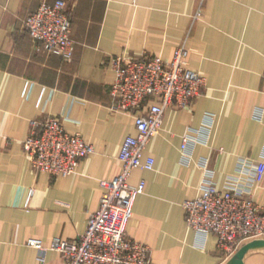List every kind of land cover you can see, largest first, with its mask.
I'll return each instance as SVG.
<instances>
[{"label": "crops", "instance_id": "1", "mask_svg": "<svg viewBox=\"0 0 264 264\" xmlns=\"http://www.w3.org/2000/svg\"><path fill=\"white\" fill-rule=\"evenodd\" d=\"M53 1L0 0V264H35L29 239H76L98 207L99 179L120 171V144L135 128L130 113L112 107L110 57L169 60L180 45L206 87L186 107L165 110L144 149L153 167L132 171L129 182L145 185L126 235L149 246L153 264H264V239L226 256L214 234L187 227L182 207L199 193L205 171L222 187L242 161L250 166L264 157V0H64L70 59L38 47L24 27L28 14ZM47 115L60 116L67 131L93 146L76 173L30 168L21 141L31 121ZM209 119L207 140L183 153L182 136L200 138ZM253 197L264 208V175ZM43 264L65 263L47 250Z\"/></svg>", "mask_w": 264, "mask_h": 264}, {"label": "built area", "instance_id": "2", "mask_svg": "<svg viewBox=\"0 0 264 264\" xmlns=\"http://www.w3.org/2000/svg\"><path fill=\"white\" fill-rule=\"evenodd\" d=\"M200 15L201 9L194 17ZM23 22L38 47L64 59L72 57L74 40L64 0L42 2ZM187 56L188 49L180 45L169 60L160 55L110 57L114 71L110 86L112 107L132 115L135 133L127 134L120 144V171L111 179H99V204L88 216L83 232L74 240L53 237L46 245L37 239L28 240L38 251L35 264L44 263L47 250L60 252L65 264H153L149 246L125 232L133 202L145 185L144 180L132 184L129 177L135 168L153 167L154 159L144 157V149L162 128L165 110L186 107L206 87L205 76L188 66ZM207 122L205 131L199 132L200 138L187 133L182 136L183 153L198 141L207 140L212 120ZM21 144L34 172L60 176L76 173L80 160L94 150L80 133L67 131L57 115L32 120ZM263 175L264 157L250 166L242 161L238 172L222 187L216 185L211 172L205 171L199 193L182 202L187 227L202 235L214 234L226 256L233 255L246 241L264 239V208L253 197Z\"/></svg>", "mask_w": 264, "mask_h": 264}, {"label": "water", "instance_id": "3", "mask_svg": "<svg viewBox=\"0 0 264 264\" xmlns=\"http://www.w3.org/2000/svg\"><path fill=\"white\" fill-rule=\"evenodd\" d=\"M254 240H261V239H254ZM245 247H246V244L239 247V249L235 252L234 256H240V253H242Z\"/></svg>", "mask_w": 264, "mask_h": 264}]
</instances>
